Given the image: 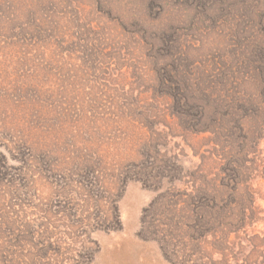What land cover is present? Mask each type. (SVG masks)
I'll list each match as a JSON object with an SVG mask.
<instances>
[{
  "label": "rangeland",
  "instance_id": "rangeland-1",
  "mask_svg": "<svg viewBox=\"0 0 264 264\" xmlns=\"http://www.w3.org/2000/svg\"><path fill=\"white\" fill-rule=\"evenodd\" d=\"M263 16L0 0V264H264V106L213 95L260 100ZM180 77L197 96L175 110Z\"/></svg>",
  "mask_w": 264,
  "mask_h": 264
},
{
  "label": "trees",
  "instance_id": "trees-1",
  "mask_svg": "<svg viewBox=\"0 0 264 264\" xmlns=\"http://www.w3.org/2000/svg\"><path fill=\"white\" fill-rule=\"evenodd\" d=\"M262 19H264V16L262 17ZM258 51H259V55H262V56L264 55V47L259 48ZM259 72L262 73V68L259 69ZM260 78L264 79V77H262V76ZM175 80H176V84H175L176 86L171 87V89L169 90L168 94L173 99V105H174V108L176 110V108L177 109H182L185 105H187V106L190 105L193 100H196V96L197 95H195V92L192 93L193 90L191 88L185 87V85L182 84L183 81H184V80H182V77H180L179 80L177 78H175ZM216 80H217V83H222L225 86L223 89L219 88L220 89L218 91L219 95L214 90V92L216 93V94L213 93L214 102H215V105H216L217 109L220 108L222 103H225L226 106H229V107L234 106L236 108H239L240 104L243 103V101L245 102L243 105L248 107V105L251 104L256 110H258V109L262 108V106H264V88H263V90L259 91L260 96H258V97L260 98V100H257V101L254 98H252L251 96H248V93L246 92L247 90L241 89L242 92H237L236 93V96H238L237 98L234 97L232 99L230 98V99H228L226 101L223 100L221 102L220 99L230 96L229 95V91H230L229 79H226L225 81H223V79L220 78L221 82H219L218 79H216ZM227 85H228V88H226ZM184 88H186V89L184 90ZM199 90H200V88H199ZM242 97L244 99H242ZM198 109L203 114V111H202L203 108L201 106L200 107L198 106ZM249 109H250V107H248V110ZM192 114L194 115V113H192ZM192 114H190V115H192ZM225 115H226V113H222V116H225ZM193 117H195V116H193ZM196 126H197V123H196ZM219 126L228 128L229 130L235 131V132H236V130L241 131V130L244 129V126L242 127L241 124H238L237 126H232V124H226L225 122L219 124ZM226 126H229L230 128L226 127ZM247 160H249V158L246 159L245 164H247ZM236 165H238V168H237ZM241 167H242V161L240 159H238L235 162V165H234V168H233V169H235V173H234L235 175L234 176L236 177V175H237V178L239 177V173H240V168ZM195 210L196 211L199 210V207H196ZM200 217H197V218L200 220ZM196 222L198 223V220H196ZM200 223H201V220H200L199 224ZM195 225H197V224H195ZM203 261L204 260H202L198 264H205Z\"/></svg>",
  "mask_w": 264,
  "mask_h": 264
}]
</instances>
